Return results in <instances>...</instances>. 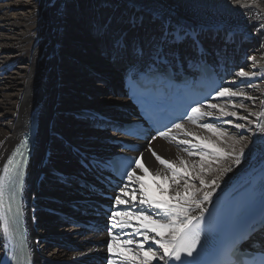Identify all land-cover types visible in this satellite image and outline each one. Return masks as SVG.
<instances>
[{
  "label": "bare ground",
  "instance_id": "6f19581e",
  "mask_svg": "<svg viewBox=\"0 0 264 264\" xmlns=\"http://www.w3.org/2000/svg\"><path fill=\"white\" fill-rule=\"evenodd\" d=\"M34 1V4H24L22 5L24 9H20V6L14 3L13 0H0V28L2 26L15 28L18 35L16 40H11L9 45L0 46V97L2 98L0 100V142H3L0 143V173L8 152L18 140L21 132L25 130L32 113L38 111L40 115L38 140L35 153L31 158L30 165H28V180L25 189L27 227L33 264H81L80 262L84 256L107 251V247L92 248L88 246L86 240L89 235H83L78 228L72 227L68 231L58 229V226L62 225L61 222H66L71 215L69 212H72V218L82 217L81 210L75 211V209L91 203L90 199H84L77 195L80 191L77 190L76 180L80 181L83 176L85 180L90 178L80 168L79 161L82 160L83 162L84 157L87 156L96 158L112 150L116 151L112 145V142L116 140L114 134L99 120L108 117L111 120H118L129 115L132 108L126 99L119 96V93L111 94L112 92L108 89L111 82L112 85L114 84L112 86L114 90L119 89V87L122 89L121 85L119 86L118 77L122 75L123 70H128V63L127 61L116 62L106 53L108 42L102 40L98 34L105 27V25L99 23L101 15L100 12L96 11L99 6L104 10L106 8L103 5H112V8L114 5L117 6L119 9L118 15H122L121 19L126 20L125 25L127 26H122L123 30H126L125 27H131L128 22L132 18H144L147 30H150L147 31V36L142 34V27H137L134 28L137 32L133 33V37L128 35L129 39L135 38L147 43L151 34L157 30L156 27L153 30L152 28L149 29L151 19L155 14H162L170 16L174 22L188 25L200 31L199 39L203 40L205 35H209V38L214 41L220 40L221 42L218 45L210 39L204 40L209 51L207 54H202L201 57L206 58L213 64L216 62L218 65L229 66L235 71V74L231 75L225 84V87H230L233 91L243 90L238 85L244 82H240V78L236 77V73L241 68L246 72L255 74L246 80L252 84L246 89L250 91L248 96L253 97V99L234 98L233 104H243L244 107L233 108L229 106L227 109L228 111H237L239 116H247L248 120L232 118L233 124L230 125L223 123V119H221L219 120L221 123L216 124L217 127L225 130L229 137L237 139L243 137L241 142L236 145L237 151L240 147H246L247 149V146L251 147V151L240 165L233 166L232 170L224 175L220 182V188L213 194L211 203L223 201L228 196L238 195L248 189L252 181L261 172H264V133L256 129L257 122L264 123V118L257 115V113L264 110V104L261 103L264 101V0H239V6L237 0H84L82 4L87 3L89 5L91 8L90 14L82 11L85 10L81 8L84 5H80L79 2L75 4L71 0H66L67 5L73 4L74 9L64 10L66 15L63 19H56L55 22L49 19V22L46 21L49 25L48 23L42 24L39 19L40 12L44 14V7L39 5L40 0ZM64 7H67L66 4ZM23 10H27L28 14L20 15V19H15L16 12ZM70 15L77 22L76 27L78 30L81 25H92L89 15L94 16V28L84 37L90 45V47L86 46L84 48L87 51L88 58L84 59L79 56L73 66L78 70L80 69V71H86L84 72L86 74L92 70L99 77L89 75L87 79H80L78 85L84 87L93 82L92 79L98 80L103 77L107 87L98 90L99 93H90L81 88L82 92L91 94V97L86 98L87 101L75 106H68L66 109L64 106H56V101H59L62 92L67 91V89H62V86L70 79H66L64 72H59L53 62L62 52H66L65 44L67 41L64 39L66 33L63 28L74 26L68 24ZM204 20H207V23L217 24L218 28H214V26L213 28H205L207 27L206 24H203L205 26L200 25V22H204ZM46 26L49 28V32L44 31ZM106 26H110V34L120 30L113 24ZM181 48L187 55L190 53L191 56L199 58L188 44L182 45ZM96 51L103 52V57L99 60L93 58ZM249 57L253 59H249ZM21 60H26L27 66L25 68L20 66L19 72L15 75L12 74L11 69L16 65V61ZM196 60L194 64H196ZM103 64H106L108 70L103 68L99 70L98 66ZM71 79H74V77ZM4 82L15 83L18 86L21 84L22 87L12 98H8L4 90L9 86L5 85ZM70 88L75 89L74 85ZM215 99L212 98L209 102L213 103ZM219 99L220 101L216 102L217 104L229 103L226 98ZM68 110L72 111L71 116H86V120L90 125L86 127L78 126L73 131L72 129L65 131L58 127L55 119H59ZM92 119L98 122V126L90 123ZM189 121L188 118L182 123L185 130L201 137L215 139L212 133L200 128L198 123H214L218 120L206 117L198 121L197 124H190ZM249 121H252V123H249ZM235 123L243 124L245 127L236 129L234 127ZM50 135L58 136L55 141L59 145L55 148L48 144ZM173 135H176L177 139L185 138L182 134L177 133L175 129H173ZM224 139L229 144L231 143L228 137ZM154 140L152 143L149 142V147L140 158L151 175H145L137 169H134V171L137 175L143 177V182L153 196L158 199H167L172 194V183L171 180H165L164 176L169 175V173L155 159L152 151H155L157 155L164 159L177 163L178 157H182L186 161L198 159V157H189L187 152L184 151L186 146L178 144L177 140L171 137H159ZM67 142L68 146L65 148L64 145ZM150 148L152 151H149ZM231 164V160H223L218 166L214 167L226 168ZM157 172L161 175H156ZM218 175H220L219 171L213 172L206 179L211 180ZM57 180H59V183L61 182L60 185L52 187L51 185L54 186ZM64 182H67L69 186H63ZM126 183H128L127 180ZM48 184H50V188L46 189ZM133 187L138 186L133 184L127 189L129 199ZM160 188L165 189V191L161 192ZM136 195L138 198V191ZM65 200L66 205L62 204V201ZM211 203L207 205L208 208ZM37 209H43L42 212L37 214L40 216L33 215L32 211ZM50 209L57 211V214H55L57 219H52L51 216L45 217ZM119 210H124V207L121 206ZM146 214L153 215L155 218V214L151 211ZM132 219L134 225L138 224L135 218ZM125 231L131 232V229ZM129 238L134 241L142 239L138 235H129L127 239ZM43 239L74 245L78 250L67 252L66 249L60 251L58 248L55 251V248H53L50 251L47 249L46 244L40 243ZM147 243H151V241ZM4 247L1 230L0 264L4 260ZM132 249L134 254L136 251L135 245L132 246ZM160 251L162 252V250ZM114 258L120 259L119 257ZM152 264H163V262L153 260Z\"/></svg>",
  "mask_w": 264,
  "mask_h": 264
},
{
  "label": "snow or ice",
  "instance_id": "6c2138e0",
  "mask_svg": "<svg viewBox=\"0 0 264 264\" xmlns=\"http://www.w3.org/2000/svg\"><path fill=\"white\" fill-rule=\"evenodd\" d=\"M237 4L239 6V0ZM128 23L132 28L143 27L144 18H132ZM150 23L156 25L157 30L151 34L147 43L135 38L129 39L127 30H117L110 34V26H105L98 34L102 40L108 42L106 53L111 58L116 62L127 61L137 89L151 91L177 87L176 81L183 79L185 66L192 67L197 59L187 55L181 46L188 44L193 51L200 50V31L174 22L170 16L162 14H155ZM254 75L243 68L236 73L240 82H245ZM213 98H226L229 103H211L207 96L203 98V105L199 99L187 100L184 111L187 112L190 107L188 118L193 124L206 117L223 119V123L230 125L233 124V120L224 118L248 120L247 116H239L237 111L227 110L229 106L244 107L243 104H233L234 98L253 99L246 92L220 87L215 91ZM261 103L264 104V101ZM183 115L181 113L176 119H182ZM257 115L264 118V110ZM198 126L212 133L215 139L187 131L180 122L172 124L166 132L157 133L160 137H171L177 140L178 144L185 145L184 151L188 156L198 159L186 161L178 157L177 163L164 159L149 149L169 173L164 176L165 180H171L172 183V194L167 199H158L152 195L143 182V177L132 169L131 162L123 166L122 171L126 172L128 183L119 188V193L115 195L114 202L110 205L117 210L111 211L108 217L110 227L107 228L109 237L106 241L107 264H152L153 260L162 261L163 264H244L243 256L247 254L244 245L255 248L257 242L260 244V258L257 260L254 256L249 264H264V179L261 180L258 201L254 197L242 200L227 216L212 220H209L212 214L207 207L213 201V194L220 188L224 175L230 172L233 166L241 164L251 151V147L247 146V149L240 147L237 151L236 145L243 137L239 139L229 137L228 133L215 123L203 122L198 123ZM234 127L242 129L245 125L235 123ZM173 129L185 138L177 139V136L173 135ZM256 129L264 133V123L257 122ZM225 137L231 141L230 144ZM14 155L15 153L8 156L7 162L3 165V174H0V210L4 209L6 188L12 186L13 182H16L18 188V178L24 175L23 168L14 163ZM223 160H231L232 164L226 168L214 167ZM134 166L145 175H151L141 159L136 158ZM217 171L220 175L211 180L206 179L209 174ZM156 175L161 173L157 172ZM133 184L138 187L132 188L129 199L127 189ZM159 190L165 191L163 188ZM12 198H15V193ZM121 206L124 210H119ZM20 210L17 206V213ZM149 211L155 214V218L146 214ZM7 212H12L11 205ZM206 213L209 215L206 216ZM132 218H135L138 224L134 225ZM0 220H3V230L7 233L9 224L3 213H0ZM126 229H131V232L126 233ZM125 235H138L142 239L139 241L124 239ZM149 241L151 243H147ZM133 245L136 248L134 254ZM208 251L213 258L206 261L202 257Z\"/></svg>",
  "mask_w": 264,
  "mask_h": 264
},
{
  "label": "rangeland",
  "instance_id": "374dc122",
  "mask_svg": "<svg viewBox=\"0 0 264 264\" xmlns=\"http://www.w3.org/2000/svg\"><path fill=\"white\" fill-rule=\"evenodd\" d=\"M13 1H14V3H16L17 5L20 6V9H24V7L22 6L24 4H27V3L34 4L35 3L34 0H13ZM71 1L74 2L75 4H76V2H79L80 5H84V6H81V8L85 9V10H82L84 13H87V12H88V14L91 13V8L89 7V5H87V3L86 4H82V2H84V0H71ZM65 4L67 6L66 7L67 9L64 7ZM39 5H42L44 7V14H42L40 12V16H39L40 17L39 19L41 20L42 24L43 23H48L49 19H51L53 22H55L54 20H56V19H58V20L63 19L65 17V15H66V11L64 12V10H69V9L73 10L74 9V7L72 6L73 4L72 5H67L66 0H42V1L40 0V4ZM103 6H105V8H106L105 10L100 8V6L98 7L99 9L96 8V11L100 12V15H101V19L99 20L100 24H103L105 26L108 25V24H113V25H115L116 28H121L122 26H124L126 24V20L121 19L122 15H120V16L118 15L119 9H118L117 6L114 5L113 8H112L111 5H108V6L103 5ZM23 14H25V15L28 14L27 10L16 12L15 19H20L21 18L20 15H23ZM52 18H54V19H52ZM90 18H91V20H90ZM89 20L91 21L92 25L91 24H89V25H81L79 27L80 29L78 30L77 27H76L77 26V22L74 21L72 16L70 15L69 20H68V24H73L74 26L64 27L63 28V31H65V33H66V36L64 37V39H65V41H67L66 44H65L66 52L65 53L62 52L55 59V61L53 62V65L55 66L56 69H58L59 72L63 71L64 75H65L64 77H66V79H70V81H68L67 83L63 84V86H62L63 88L62 89H67V91L66 92L65 91L62 92L60 97L57 95L59 97V99L57 98L59 101L58 102L56 101V106L57 105L58 106H64V108L67 109L68 106H75V105L80 104L83 101H87L85 99L86 98L89 99L91 97L90 96L91 94H85L84 92L81 91L82 89H85V90L89 91L90 93H94V92L95 93H99L98 90H101L104 87H107L106 83H104V80H103L104 78L103 77H101L98 80L92 79L93 82L88 83L84 87H80L78 85V82H80V79H87V78H89V75L97 77V78L99 77L98 74L94 75L95 72L92 71V70L89 71L86 74V73H84L86 71H80V69L78 70V69H76L73 66V64L76 63L75 61H76V59L79 56H81V58H84V59L88 58L87 57V51L84 48L86 46L90 47V45H89V43L86 42L84 37H85V35L88 32L90 33V31H92L93 28H94V26H93L94 25L93 24L94 16L93 15L92 16L89 15ZM46 21H48V22H46ZM206 21L207 20H204V22H200V25L205 26L203 24H206L207 27H205V28H213V26L214 27H216V26L218 27L217 24L207 23ZM48 25H49V23H48ZM125 26H127V25H125ZM154 27H156V26H151L149 24V29L152 28V30H153ZM125 29L127 30L128 35H130L132 37H133V33L137 32L132 27H125ZM54 30H55V28H54ZM44 31L45 32H49V28L46 26L44 28ZM52 31H53V29H52ZM63 31H62V33H63ZM147 31H150V30H147V26L144 23L143 27H142V34L147 35ZM17 36H18L17 35V30L15 28L2 26L0 28V46L1 45H9L11 40H16ZM206 39H210V38L208 36H206ZM210 40L214 41L213 39H210ZM214 42H215L216 45H218L221 41L219 40L218 44L216 43V41H214ZM102 53L103 52H100V51L94 52L93 58L95 57L98 60L101 59L103 57ZM3 54H5V53H3ZM8 56H10V55H8ZM20 66H23L25 68L27 66L26 60L16 61V65L13 66V69H11L12 70V74L15 75L17 72H19V67ZM98 68H99V70H101V68H103L104 70H108V67L106 66V64L99 65ZM27 73H28V71H27ZM72 77H74V79H71ZM4 83H6V82H4ZM5 85L9 86V88L4 90L5 94H7L8 98H12V96L15 95L16 93H18L19 89L22 87L21 84L18 86L17 84L10 83V82H7ZM73 85H74L75 89H71L70 88ZM251 85L252 84H251L250 81H245L243 84H239L238 86L242 87V89H243L242 91L246 92L247 95H248V94H250V91H248L246 88H248ZM239 91H241V90H239ZM0 100H2L1 97H0ZM218 101H220V99L216 98L213 103H216ZM71 113H72V111L68 110V112H66L65 114L63 113V115L59 119L58 118L55 119V121L57 123V126L62 128V129H64L65 131H69L71 129L73 131V130H75L74 128H76L78 126L86 127L88 125L86 120H85V118L83 116H81V115H80V117L71 116ZM108 118H110V117H108ZM226 119H232V118L229 117V118H226ZM214 123L219 125L221 122H219V120H218L217 122L215 121ZM53 136L54 135H52L50 137L48 143H49L50 146L55 148L56 146L59 145L55 141L56 139H58V136H54V137ZM67 146H68V144L64 145L65 148H67ZM90 158H93V157L92 156H87V157H84V160L85 159H90ZM80 168H81V166H80ZM82 181H85V177L84 176L82 177L80 182H82ZM58 184H60L59 180L56 181L54 186L53 185H51V186L52 187H58ZM76 186H77V184H76ZM47 189H49V186L47 187ZM77 190H79V189L77 188ZM36 211H38L37 214H39V210L37 209ZM69 213L72 214V212H69ZM37 216H40V215H37ZM45 217H48V215L45 216ZM55 218H57V217H55ZM61 223H62V225L58 226V229H60V230L68 231L70 228H72V227H68L66 225L65 221L61 222ZM74 228H76V227H74ZM40 243L46 244L47 245L46 246L47 249L50 250V251H52L53 248H55V251L58 248H59L60 251L65 249L63 247L57 246L58 244L57 245H55V244L52 245L51 243H48V239H46V242H42L41 241ZM65 251H68V250H65Z\"/></svg>",
  "mask_w": 264,
  "mask_h": 264
}]
</instances>
